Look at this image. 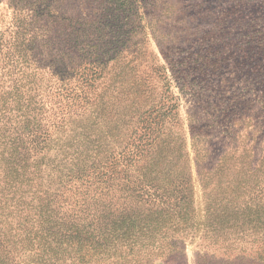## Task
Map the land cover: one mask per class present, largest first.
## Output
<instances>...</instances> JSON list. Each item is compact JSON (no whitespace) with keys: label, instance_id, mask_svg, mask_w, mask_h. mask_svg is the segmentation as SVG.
I'll use <instances>...</instances> for the list:
<instances>
[{"label":"rangeland","instance_id":"rangeland-1","mask_svg":"<svg viewBox=\"0 0 264 264\" xmlns=\"http://www.w3.org/2000/svg\"><path fill=\"white\" fill-rule=\"evenodd\" d=\"M135 1L133 7L109 0H0V98L9 99L7 92L26 81L32 55H54L66 25H92L104 7L105 70L87 89L88 99L64 104L70 131H55L52 150L39 159L57 163V136L71 139L66 160L74 167L105 143L116 155L114 185L124 189L136 177L151 183L150 206L160 221H170L173 240L170 253L153 264H262L226 256L218 244L197 246L203 210L194 151L207 152L204 169L233 151L228 166L262 164L264 173V0ZM78 47L65 52L77 58ZM201 57L207 65L195 69Z\"/></svg>","mask_w":264,"mask_h":264},{"label":"trees","instance_id":"trees-1","mask_svg":"<svg viewBox=\"0 0 264 264\" xmlns=\"http://www.w3.org/2000/svg\"><path fill=\"white\" fill-rule=\"evenodd\" d=\"M133 1L127 5L135 7ZM157 1L151 0L153 6ZM100 17L92 25L75 20L66 25L54 55H32L26 81L7 92L9 99L0 98V264H153L170 253L172 224L160 221L150 206L151 183L136 177L124 189L114 185L116 155L105 143L93 146L84 163L74 167L72 158L66 160L71 139L57 136V163L39 159L52 150L53 133L72 124L62 116L64 107L74 105L73 99H88L87 89L105 70V21ZM74 46H79L77 58L69 54ZM206 63L201 57L195 69ZM134 154H127L128 163ZM206 155L194 151L203 210L197 246L218 244L226 256L264 264L262 164L231 167L234 152L223 151L215 166L204 169L200 162ZM261 161L264 165V154ZM197 253L201 256L200 249Z\"/></svg>","mask_w":264,"mask_h":264}]
</instances>
